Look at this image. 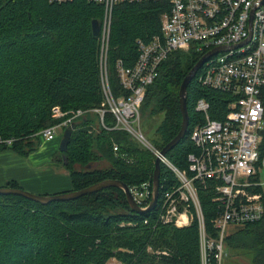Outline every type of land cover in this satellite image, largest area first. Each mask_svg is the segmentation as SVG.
<instances>
[{
    "label": "trees",
    "instance_id": "16d2710c",
    "mask_svg": "<svg viewBox=\"0 0 264 264\" xmlns=\"http://www.w3.org/2000/svg\"><path fill=\"white\" fill-rule=\"evenodd\" d=\"M169 10L165 0L112 8L106 70L115 97L121 92L116 62L121 60L131 68L138 56L136 41L146 43L159 35L161 17ZM103 15L102 6L86 0L63 4L0 0V137L13 140L9 147L0 145V151L12 150L21 157L34 153L39 138L33 136L59 123L51 118L55 106L64 112L99 107L101 42L100 35H92L91 23L96 20L101 26ZM205 54L193 48L170 54L145 90L141 109L151 120L161 117L157 137L151 139L159 150L180 130L179 88ZM204 64L187 86V132L166 154L179 170H187L188 156L197 153L190 135L196 125L205 122L196 110L197 102L205 101L209 118L222 122L234 100L199 82ZM92 126L93 118L79 119L67 151L59 153L58 161L64 162L73 191L105 180L120 181L128 189L152 182L155 159L147 150L126 133H96ZM113 144L126 159L115 158ZM100 158L109 166L91 169V163ZM259 158L264 163V129ZM176 185L172 172L160 165L158 203L145 215L132 213L123 191L116 188L46 206L0 196V264H107L111 259L120 264H200L196 221L184 228L158 223L161 195ZM199 199L205 230L215 237L212 195L202 191ZM225 248L248 257L249 264H264V216L230 233Z\"/></svg>",
    "mask_w": 264,
    "mask_h": 264
},
{
    "label": "built area",
    "instance_id": "2783aa9c",
    "mask_svg": "<svg viewBox=\"0 0 264 264\" xmlns=\"http://www.w3.org/2000/svg\"><path fill=\"white\" fill-rule=\"evenodd\" d=\"M73 0H47L63 4ZM104 9L100 26V83L102 102L99 107L82 111L51 109L58 124L37 133L41 142L60 138L72 124L89 116L96 133L128 134L154 159H159L174 175L177 185L163 191L158 223L176 228L198 224L200 264H222L227 256L225 240L228 228L233 231L259 222L264 216V163L259 147L264 129V0H165L169 12L162 15L159 35L148 42L136 41L138 56L131 68L121 60L115 64L120 95L110 89L106 57L110 36L112 8L119 4L158 2L161 0H86ZM240 46V47H239ZM193 48L208 53L226 48L205 64L199 82L203 86L234 98L224 121L211 120L208 104L200 100L196 110L205 122L196 125L190 139L197 153L187 158V170H179L142 133L139 108L145 90L158 75V68L174 52ZM110 117V123L107 121ZM13 140L0 138V145L11 146ZM115 158L126 159L113 144ZM152 182L129 189L135 204L146 209L151 200ZM208 191L216 206L211 224L216 236L205 230L199 192ZM232 231V232H233ZM107 264H120L111 259Z\"/></svg>",
    "mask_w": 264,
    "mask_h": 264
},
{
    "label": "water",
    "instance_id": "95a60500",
    "mask_svg": "<svg viewBox=\"0 0 264 264\" xmlns=\"http://www.w3.org/2000/svg\"><path fill=\"white\" fill-rule=\"evenodd\" d=\"M91 29H92V35L94 37H98L100 34V25L98 21H92L91 23ZM240 47V46H239ZM226 48H216L205 55H203L200 60L195 64V66L188 72V74L183 79L179 92V110L181 114V127L178 132V134L169 142L167 143L160 151L161 156H165L170 150H172L178 143L181 141V139L185 136L187 129H188V112L186 108V90L189 83L192 81V79L195 77L197 72L200 70L202 65L211 57L227 51ZM76 129V124H72L70 127L66 128L63 131V134L60 139L59 143V152L65 153L68 148V144L70 141V137L72 135V132ZM159 175H160V161L159 159H155L154 161V169H153V175H152V194H151V200L148 205V207L144 210L140 209L135 202L132 199V196L129 192L128 187L120 182L115 180H105L102 182H99L97 184H94L90 187L84 188L82 190L78 191H70L66 193H60L50 196H40L35 195L30 192L24 191L22 189H15V188H8V187H2L0 188V196H13V197H19L23 198L25 200H28L30 202L37 203L42 206H46L52 202H68L72 200L79 199L81 197L95 194L97 192H100L105 189L109 188H116L123 191L125 195V199L127 202V205L129 207V210L136 214V215H145L147 213H150L153 211L158 203L159 198Z\"/></svg>",
    "mask_w": 264,
    "mask_h": 264
},
{
    "label": "crops",
    "instance_id": "0c3cea01",
    "mask_svg": "<svg viewBox=\"0 0 264 264\" xmlns=\"http://www.w3.org/2000/svg\"><path fill=\"white\" fill-rule=\"evenodd\" d=\"M60 139L42 143L27 157L12 150L0 151V188L14 184L40 196L72 191L70 178L58 163Z\"/></svg>",
    "mask_w": 264,
    "mask_h": 264
},
{
    "label": "rangeland",
    "instance_id": "374dc122",
    "mask_svg": "<svg viewBox=\"0 0 264 264\" xmlns=\"http://www.w3.org/2000/svg\"><path fill=\"white\" fill-rule=\"evenodd\" d=\"M189 51V50H188ZM188 51H184V53H187ZM143 103V101H142ZM141 103V105H142ZM139 112H140V124L138 125V127L141 128L142 130V133L144 135L147 136V139L148 141L151 142V139L152 138H156V133H155V130L157 129V127L159 126L160 122H161V117H158V118H154L153 120H151V118H148V112L147 111H143L141 109V106L139 108ZM55 120V119H54ZM59 122H61L59 120ZM58 124V123H57ZM56 125V124H55ZM54 126V125H53ZM91 133L93 132L91 129L89 130ZM63 134V133H62ZM62 134L60 136H62ZM37 137V134H35L33 136V138L36 139ZM1 138V137H0ZM2 139V138H1ZM7 140H12V139H7ZM13 143V142H12ZM37 143H38V148L39 146L43 143V144H48V143H44V142H41L40 140H37ZM152 143V142H151ZM12 145V144H11ZM4 146V145H2ZM59 149V148H58ZM166 156V155H165ZM59 154L57 156V158L59 159ZM62 159V158H61ZM59 166L63 168L65 174H67L66 176H69L68 172L66 171V169L64 168V165H63V161L59 162ZM92 165V168L91 169H105L106 167H108V163L105 161V159H102L100 158L99 160L95 161V162H92L91 163ZM76 168H79L78 166ZM82 169V168H81ZM84 169V168H83ZM82 169V170H83ZM262 180L264 181V175L262 176ZM17 188L15 189H21L19 188L18 186H15ZM73 189V187H72ZM23 190V189H22ZM25 191V190H24ZM73 191V190H72ZM32 193V192H31ZM32 194H35V193H32ZM35 195H38V194H35ZM228 233H232L233 229L231 227H229L228 229ZM222 264H249V258L244 256L243 254L241 253H238V252H228L227 251V256L224 257L223 259V262Z\"/></svg>",
    "mask_w": 264,
    "mask_h": 264
}]
</instances>
